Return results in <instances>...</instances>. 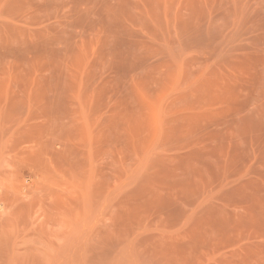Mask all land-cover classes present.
<instances>
[{
    "label": "rangeland",
    "instance_id": "1",
    "mask_svg": "<svg viewBox=\"0 0 264 264\" xmlns=\"http://www.w3.org/2000/svg\"><path fill=\"white\" fill-rule=\"evenodd\" d=\"M0 264H264V0H0Z\"/></svg>",
    "mask_w": 264,
    "mask_h": 264
}]
</instances>
